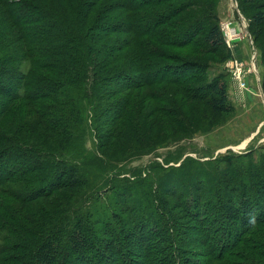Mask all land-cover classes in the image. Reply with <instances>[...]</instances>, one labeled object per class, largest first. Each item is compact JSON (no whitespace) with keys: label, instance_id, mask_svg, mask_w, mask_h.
Returning <instances> with one entry per match:
<instances>
[{"label":"rangeland","instance_id":"374dc122","mask_svg":"<svg viewBox=\"0 0 264 264\" xmlns=\"http://www.w3.org/2000/svg\"><path fill=\"white\" fill-rule=\"evenodd\" d=\"M249 2L161 0L155 7L161 18L178 12L176 17L164 22L166 32L173 33L193 23L197 29L201 28L195 32V42L188 47L161 46L163 51L176 55L174 58L168 56L163 63L178 66L180 62L195 61L200 67H206L209 79L221 75L226 82L228 101L234 110L229 114L216 115L207 112L204 101H183V107L191 111V124H183L179 118L172 121L153 115L145 122L144 131L140 125L136 126L144 137L150 135L154 138L152 148H145V139L130 132L135 114L131 116L129 125L124 124L118 132V137L106 138V134L112 131L109 124L113 122L109 120L115 108L107 115L97 111L95 121L89 111L86 123L91 129L84 136L82 128L85 123L80 125L76 110L71 111L72 105L66 109V112H72L68 114L66 128L45 129V120L54 122L52 118L60 119L55 115L45 117V111H63L65 108L60 103L64 99H44L28 106L23 100L9 101L0 96V104L6 107L0 117V149L10 141V144L16 143L34 152H43L53 161L67 163H70V158L63 153L69 152L73 162L80 164L86 156H100V151L111 161L127 153L126 161L118 166H122L120 178L129 181L126 195L114 201L115 210L108 209L107 194L103 190L98 197L100 206L93 210L96 216L109 211L107 218H110V212L114 211L118 216L131 219L126 225L132 239L127 245L129 251L124 250L125 255L121 256L105 246L110 264H138L144 261L145 264H264V216L253 222L251 216L254 213H251L253 215H250L249 222L242 225L234 211L241 197L251 202V209H255L254 205L258 202L264 203L258 196L262 194L264 197V186L256 187L258 177L264 180V24L260 27L251 25L253 15L264 13V0H255L252 5ZM113 5L109 7L113 11L105 12L104 8L100 22H109V19L117 20V23L131 21L134 12L131 0H119ZM94 18L95 15L91 23ZM7 22L0 17V31L6 28ZM213 25L219 27L222 38L217 49L203 42L206 30L203 32L202 27ZM4 34V37H9L11 32H1L0 38ZM122 36H113L115 40L108 39L105 49L113 45L117 50L124 44L123 40H119ZM235 47H238L239 58ZM105 57L109 58L107 54ZM126 58L120 52L111 64L121 69L119 71H126ZM10 61V50L0 48V68L8 69ZM22 64L19 68L22 72L32 67L28 61ZM235 71L241 72V80L236 79ZM242 83L245 85L243 88L240 86ZM132 97L131 104L135 105L136 94ZM146 110L141 111L143 116ZM105 123L108 125L104 126ZM85 167L94 184L104 181L98 164L86 163ZM138 178L153 184L154 194L165 201L167 210L164 208L162 212L161 203L156 199H153L155 202L149 209L135 205L141 200L136 190L139 185L135 184ZM25 184L26 188L30 187L28 185L36 186L32 182ZM11 187H17V184ZM76 197L60 192L47 200L18 203L0 193V264L22 262L20 259L27 254L29 246L21 239L29 233L33 234V231L40 237L45 230L42 225L49 222L48 216L58 217L61 207L76 203ZM134 205L137 207L134 208ZM153 213L160 215L154 218ZM142 215L152 219L145 228L139 220L142 217L135 221L136 217ZM12 216L18 223L10 220ZM154 222L159 225L154 224L151 229ZM22 225L27 226L29 233ZM210 237H215V240H210ZM31 240L28 238V243ZM148 251L150 253L145 254ZM8 258L15 260L7 263Z\"/></svg>","mask_w":264,"mask_h":264},{"label":"trees","instance_id":"16d2710c","mask_svg":"<svg viewBox=\"0 0 264 264\" xmlns=\"http://www.w3.org/2000/svg\"><path fill=\"white\" fill-rule=\"evenodd\" d=\"M118 1L0 0V17L8 21L6 28L0 33L11 32L9 37H4V34L0 38V48L9 49L11 54L8 65L10 67L0 68V96L8 98L9 101L23 100L28 106L44 99H64L60 103L65 108L63 111L45 109V117L55 115L60 118H52L54 122L45 120V129L49 131L66 128L68 114L76 110L80 125L85 123L82 128L84 136L91 129L86 123L89 111L95 121L97 111L107 115V112L115 108L109 120L110 123L113 122L109 124L112 131L106 134V138L118 137V132L124 124L129 125L131 116L135 114V128L131 124L130 132L145 139V148L154 146V138L150 135L144 137L136 130V126L140 125L144 131L145 122L153 115L172 121L179 118L183 124H191V111L183 107V101H204L207 112L216 115L233 112L234 107L227 97L226 82L221 75L209 79L206 67H200L195 61L180 62L178 66L163 63L168 56L174 58L176 55L163 51L161 46L178 49L188 47L195 42V32L201 28L197 29L193 23L181 27L182 29L178 28L173 33L166 32L163 29L166 26L164 22L176 17L178 12L164 18L158 17L155 7L161 0H131L134 3L131 21L117 23V20L109 19V22H100L104 8L106 7L105 12L113 11L109 7ZM247 1L252 5L255 0ZM263 24L264 13L259 12L252 16L251 25L260 27ZM204 26L202 30H206V33L203 35V42L217 49L222 43L219 27ZM120 34L124 37L119 40H123L124 44L117 50L113 45L105 49L108 39ZM138 39L140 40L137 42ZM120 52L127 56L124 59L126 71H119L121 69L111 64ZM25 61L30 62L32 67L22 72L19 68ZM135 94V105H132L131 98ZM117 96L119 98L110 103ZM108 104L115 106L107 107ZM71 105L72 112H66ZM144 108L147 110L143 116L141 111ZM5 111V105L0 104V117ZM106 125L108 123L104 124ZM63 154L69 156L70 163L53 161L51 156L43 152H34L20 144H10V141L6 147L0 149V193L18 203L47 200L60 192L70 197L77 196L76 203L61 207L58 217L48 216L49 222L42 225L45 230L41 232V238L34 231L30 234L27 226L22 225L29 235L21 240L29 247L19 264H110L105 246L121 256L125 255L124 250L129 251L127 245L132 239L126 225L131 219L118 216L114 211L110 212V218H107L109 211L105 215L96 216L93 210L100 206L98 197L103 190L107 194L105 198L108 209L115 210L114 201L126 195L129 181L120 178L123 174L122 166H118L126 161L127 153L121 155L122 158L111 161L100 151V156H86L81 164L74 163L69 152ZM86 163L98 164L104 181L94 184L86 172ZM257 180L256 187L262 188L264 180L262 177ZM25 182H32L36 186L28 185L30 187L26 188ZM15 184L17 187H11ZM135 184L139 185L136 190L137 196L141 198L135 205L149 209L153 207V199H156L161 203V211H165L164 208L167 210L165 201L154 194L152 183L138 178ZM258 196L264 201L262 194ZM102 205L105 206L103 203ZM135 205L134 208L137 207ZM252 206L244 197L236 204L234 211L242 225L249 222L250 215H253L251 213H254L251 216V219L254 218L253 222L264 216L263 202L255 204V209H251ZM158 215L160 214L153 213L154 218ZM137 218H141L139 220L144 223V228L146 224H150L149 221L152 222L149 216L136 217L135 221ZM10 220L18 223L13 216ZM154 224L159 225L154 222L151 229ZM145 232L148 233V230ZM28 238H32L31 243H28ZM210 240H215V237H210ZM148 245L151 246L150 243ZM149 253L148 251L145 254ZM12 260L15 259L8 258L6 262L10 263ZM142 263L145 264L146 261Z\"/></svg>","mask_w":264,"mask_h":264},{"label":"built area","instance_id":"2783aa9c","mask_svg":"<svg viewBox=\"0 0 264 264\" xmlns=\"http://www.w3.org/2000/svg\"><path fill=\"white\" fill-rule=\"evenodd\" d=\"M235 73H236V76H235L236 79H237V80H241V79H242V78H241V72H240V71H235L234 74H235ZM240 86H241L242 88L245 87L244 83H242Z\"/></svg>","mask_w":264,"mask_h":264},{"label":"water","instance_id":"95a60500","mask_svg":"<svg viewBox=\"0 0 264 264\" xmlns=\"http://www.w3.org/2000/svg\"><path fill=\"white\" fill-rule=\"evenodd\" d=\"M235 52H236L237 57L239 58L240 54H239V51H238V47H235Z\"/></svg>","mask_w":264,"mask_h":264}]
</instances>
